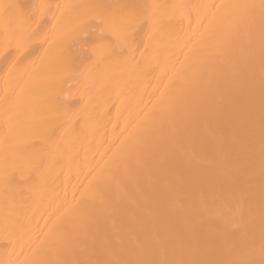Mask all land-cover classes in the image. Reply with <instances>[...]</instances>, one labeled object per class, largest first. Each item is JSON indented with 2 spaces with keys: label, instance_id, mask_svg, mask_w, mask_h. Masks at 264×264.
Masks as SVG:
<instances>
[{
  "label": "bare ground",
  "instance_id": "1",
  "mask_svg": "<svg viewBox=\"0 0 264 264\" xmlns=\"http://www.w3.org/2000/svg\"><path fill=\"white\" fill-rule=\"evenodd\" d=\"M0 264H264V0H0Z\"/></svg>",
  "mask_w": 264,
  "mask_h": 264
}]
</instances>
